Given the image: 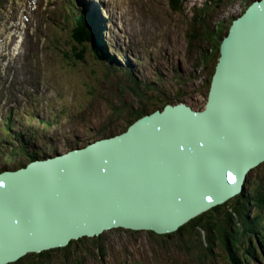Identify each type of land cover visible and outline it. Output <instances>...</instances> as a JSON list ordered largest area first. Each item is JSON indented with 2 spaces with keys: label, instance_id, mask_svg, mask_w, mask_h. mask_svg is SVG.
Here are the masks:
<instances>
[{
  "label": "rangeland",
  "instance_id": "obj_1",
  "mask_svg": "<svg viewBox=\"0 0 264 264\" xmlns=\"http://www.w3.org/2000/svg\"><path fill=\"white\" fill-rule=\"evenodd\" d=\"M67 1L69 5L66 0L63 5L62 0H0V171L31 160L14 152L22 141L44 158L116 135L139 113L161 110L166 103L204 109L222 39L253 0H127L130 8L123 6V0H85L102 11L103 23L99 16L98 22L107 52L116 64L123 60L121 68L128 64L123 71L115 67V78H99L92 61L74 68L64 60L66 36L61 23L70 12ZM204 5L208 26L217 33L205 37L199 32L192 41L202 20L192 17ZM117 9L128 10L127 26L113 18ZM134 84L141 90L150 87L137 93ZM9 113L11 141L4 130ZM257 185L264 187V162L249 173L245 192L250 195ZM234 204L235 197L229 203L232 215ZM262 206L248 204L237 213L238 221L228 219V206L222 205L202 217L203 225L188 224L172 233L114 228L73 240L56 251L46 250L49 254L43 259L29 253L9 264H232L227 239L237 245L239 257L256 245L258 257L251 261L264 264L255 234L250 238L256 223L250 225L247 218L263 213ZM208 224L216 226L214 233H209Z\"/></svg>",
  "mask_w": 264,
  "mask_h": 264
},
{
  "label": "water",
  "instance_id": "obj_2",
  "mask_svg": "<svg viewBox=\"0 0 264 264\" xmlns=\"http://www.w3.org/2000/svg\"><path fill=\"white\" fill-rule=\"evenodd\" d=\"M263 162L264 0H253L222 39L204 109L167 104L125 132L0 172V264L114 228L176 232L243 193Z\"/></svg>",
  "mask_w": 264,
  "mask_h": 264
},
{
  "label": "trees",
  "instance_id": "obj_3",
  "mask_svg": "<svg viewBox=\"0 0 264 264\" xmlns=\"http://www.w3.org/2000/svg\"><path fill=\"white\" fill-rule=\"evenodd\" d=\"M175 1H178V0H175ZM205 9H206L205 5L202 6L201 8H199L198 12L195 13L194 16L192 17V20L195 19L197 16L202 19V20L198 21V25H199L198 29L197 30L195 29L193 32V36H192L193 39H191V34H190V39L192 41L194 40V38H196V33H199V32H200V34H202L205 37H207L208 35H210L211 37H214L217 33V32H215L214 28L210 29L208 26V23L206 21L207 13H206ZM69 11L71 13L66 12L64 14V19L62 20V23H61L63 30L65 29L64 31H65V36H66L65 46L62 48V54H63L62 56H63L64 60L67 61V63L74 68H78L77 66L80 64H84L85 66H87V65H89L88 61H92L93 64H95V66H96L95 69H97L99 71V78H101L102 76H105L106 78H115L116 75H114L113 71L116 70L115 67H117V66L119 67V69L121 71L125 70L126 68H121L120 64H122V63L117 62V64H116L115 58L112 57L107 52V48H106V45L104 43V39H103L102 32H101V28H102L101 23L102 22L101 23L98 22L97 19L95 18L96 16L94 17V15L90 11L83 12V13H87V14H85L84 17H81L79 14L72 13V11L70 9H69ZM90 15L93 16V18H95L97 22H95L92 18H89ZM191 25H192V23H191ZM215 27L217 28V26H215ZM220 46H221V44H220ZM203 55H204V57H203L202 61L204 63L206 60V53L204 52ZM111 73L113 75H111ZM93 75L96 76L94 73H93ZM134 86L135 87L133 89L136 90L137 93H140L141 91L143 92L145 90H148V87H150V85L148 84L144 89L141 90L140 86L138 87L135 84H134ZM166 104H170V103H166ZM166 104H164L163 106H165ZM156 110H154V111H156ZM154 111H151V112H154ZM146 114H148V113H139L133 121L141 118L142 116H144ZM11 122H12V116H7L6 128L4 130L7 132L6 137L10 141L12 140V137L10 136V134L12 133ZM46 124H48V123H46ZM129 125L125 128V130L121 131L120 133L126 131L129 127ZM19 136L22 137V134H19L18 137ZM111 136H113V135H111ZM18 141H20V140L18 139ZM18 145H20V148H19V150H17L15 148V150H14L15 153L20 152L24 155L30 156L31 160H34V159L39 157L38 153L35 154V151L31 152L28 149L27 143L22 141L21 144H18ZM13 155L14 154H11V156H13ZM23 165H25V163H23L22 166ZM249 193H250V195L244 191L243 193L235 196L236 204L232 205V209L234 210L235 216L231 214V211H229V203L233 198L224 204H221V205L214 207L213 210L220 208L222 205L228 206L227 207L228 219L232 220L235 217H237V213L239 214L242 211L246 210L247 205L252 203V202H254L258 205L264 206V187L257 185V186H255V188L252 191H249ZM207 212L200 214L199 216L195 217L193 220H191L190 222H188L185 225L193 224L194 227L203 225V218L202 217ZM263 217H264V212L257 214V215H253L252 219H250L247 215V218L250 222V225L252 222L256 223V226L254 227V230H256V231H251L252 235L250 236V238L253 237V235L255 234V237L257 239L256 241L258 242V244H260L261 252L264 254V219H262ZM228 219H227V221H228ZM237 219H238V217H237ZM238 221H239V219H238ZM185 225L180 227V229L178 231H182V229L184 228ZM237 226H238V223L236 224V227ZM207 229L209 230V233H214L216 231V226L214 224H212V225L208 224ZM225 237H226V234H224V239H225ZM225 241H226V239H225ZM226 243H227V246L229 245L228 246L229 257H230V259H232V264H253L251 261V258H254L256 260V258L258 257L257 253H255L256 252V247H255L256 245H254V244H252L251 247H249L247 249V253H244L242 257H239V255L237 253V250H238L237 245L235 244L236 245V248H235V245L232 246L231 245L232 243H230L228 241V239L225 242V244ZM57 249H54L52 251H56ZM47 252L48 251L42 252L41 254L35 253L34 257L37 258V260L40 258L43 259L44 257H46L49 254ZM45 253H47V254H45Z\"/></svg>",
  "mask_w": 264,
  "mask_h": 264
},
{
  "label": "bare ground",
  "instance_id": "obj_4",
  "mask_svg": "<svg viewBox=\"0 0 264 264\" xmlns=\"http://www.w3.org/2000/svg\"><path fill=\"white\" fill-rule=\"evenodd\" d=\"M69 2L71 3V7L69 6L70 7V10L73 13H76V12H85L87 10H91V11H94L92 14L94 15V17L96 16L95 18L97 19V21H98V16H99V18H100V20L102 22V11L97 8V5L95 3H87L85 0H76V1L69 0ZM84 4H88V7H85L84 8ZM122 4H123V6H125L127 8H130L127 0H123ZM98 6H99L100 9L103 10V8L101 7L100 3H99ZM119 10L118 9L116 10L115 15L113 16V18L114 19H118L119 18L118 20L123 21L125 23V26H127V19H126L125 15L127 14L128 10H127V12L125 11L126 13L124 11H119ZM146 20H147V18H146ZM125 65H128V64H125ZM7 194H10V193H4V197H8ZM2 204H3V202L0 201V205L1 206H4L5 205V204L4 205H2Z\"/></svg>",
  "mask_w": 264,
  "mask_h": 264
},
{
  "label": "snow or ice",
  "instance_id": "obj_5",
  "mask_svg": "<svg viewBox=\"0 0 264 264\" xmlns=\"http://www.w3.org/2000/svg\"><path fill=\"white\" fill-rule=\"evenodd\" d=\"M233 180L235 179V178H232Z\"/></svg>",
  "mask_w": 264,
  "mask_h": 264
}]
</instances>
